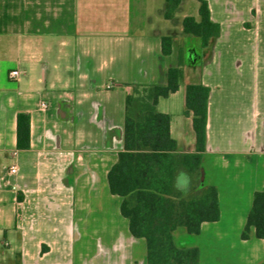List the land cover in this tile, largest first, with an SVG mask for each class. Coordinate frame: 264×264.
<instances>
[{
	"label": "crops",
	"instance_id": "1",
	"mask_svg": "<svg viewBox=\"0 0 264 264\" xmlns=\"http://www.w3.org/2000/svg\"><path fill=\"white\" fill-rule=\"evenodd\" d=\"M207 1L221 33L204 49L183 26L201 21L198 0H181L170 20L165 0H0V264H148L108 175L131 86L167 85L181 51L180 88L157 110L171 115L177 153L194 154L186 89L210 88L200 187L217 189L220 219L197 235L178 227L175 245L199 249V264H264V239L254 227L242 237L264 189V0ZM20 113L31 117L28 150L17 148Z\"/></svg>",
	"mask_w": 264,
	"mask_h": 264
},
{
	"label": "trees",
	"instance_id": "2",
	"mask_svg": "<svg viewBox=\"0 0 264 264\" xmlns=\"http://www.w3.org/2000/svg\"><path fill=\"white\" fill-rule=\"evenodd\" d=\"M165 18L174 17L181 0H165ZM200 3L201 21L186 17V35L201 39L207 48L218 38L221 26L211 19L207 0ZM170 37L162 39V51L171 54ZM183 54L179 66L168 73L167 85H134L126 97L124 151L108 175L111 192L123 197L122 214L130 220L133 236L147 241L148 264H199V249H180L173 232L180 226L190 234H199L203 222L220 219L218 191L201 188L200 174L206 151L207 118L210 88L202 84L188 85L185 114L193 115L196 152L178 154L177 142L171 136V115L157 110L160 99L176 93L183 79ZM31 147V117L20 113L17 119V148ZM185 176L188 183L179 186ZM264 239V189L254 195L253 205L243 232L247 240L251 228Z\"/></svg>",
	"mask_w": 264,
	"mask_h": 264
},
{
	"label": "built area",
	"instance_id": "3",
	"mask_svg": "<svg viewBox=\"0 0 264 264\" xmlns=\"http://www.w3.org/2000/svg\"><path fill=\"white\" fill-rule=\"evenodd\" d=\"M19 75H20V73H19L18 70H11L9 72V78L11 80H17L19 78ZM43 106L45 107L46 105L43 104ZM10 172H11V174H15L17 172V167L15 165L12 166L11 169H10Z\"/></svg>",
	"mask_w": 264,
	"mask_h": 264
},
{
	"label": "rangeland",
	"instance_id": "4",
	"mask_svg": "<svg viewBox=\"0 0 264 264\" xmlns=\"http://www.w3.org/2000/svg\"><path fill=\"white\" fill-rule=\"evenodd\" d=\"M182 100H184V97L183 96H179L177 98H174V100H173L174 101V105L175 106H178V107L183 106L184 101H182ZM163 103H165V102H163Z\"/></svg>",
	"mask_w": 264,
	"mask_h": 264
}]
</instances>
